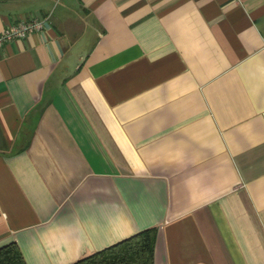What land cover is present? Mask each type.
Listing matches in <instances>:
<instances>
[{
    "label": "crops",
    "instance_id": "0c3cea01",
    "mask_svg": "<svg viewBox=\"0 0 264 264\" xmlns=\"http://www.w3.org/2000/svg\"><path fill=\"white\" fill-rule=\"evenodd\" d=\"M0 246L70 264L147 228L153 264H264V0H0Z\"/></svg>",
    "mask_w": 264,
    "mask_h": 264
},
{
    "label": "trees",
    "instance_id": "16d2710c",
    "mask_svg": "<svg viewBox=\"0 0 264 264\" xmlns=\"http://www.w3.org/2000/svg\"><path fill=\"white\" fill-rule=\"evenodd\" d=\"M156 231L147 228L70 264H153ZM0 264H26L16 243L0 246Z\"/></svg>",
    "mask_w": 264,
    "mask_h": 264
},
{
    "label": "built area",
    "instance_id": "2783aa9c",
    "mask_svg": "<svg viewBox=\"0 0 264 264\" xmlns=\"http://www.w3.org/2000/svg\"><path fill=\"white\" fill-rule=\"evenodd\" d=\"M43 27V20L38 18H26L18 21L10 30L0 33V45L15 38H24L32 31H38Z\"/></svg>",
    "mask_w": 264,
    "mask_h": 264
}]
</instances>
